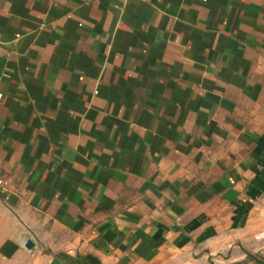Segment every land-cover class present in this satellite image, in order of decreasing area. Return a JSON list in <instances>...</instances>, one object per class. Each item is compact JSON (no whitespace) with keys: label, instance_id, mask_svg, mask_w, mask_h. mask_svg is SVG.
I'll use <instances>...</instances> for the list:
<instances>
[{"label":"crops","instance_id":"1","mask_svg":"<svg viewBox=\"0 0 264 264\" xmlns=\"http://www.w3.org/2000/svg\"><path fill=\"white\" fill-rule=\"evenodd\" d=\"M0 93V264L245 244L264 202V0H0Z\"/></svg>","mask_w":264,"mask_h":264},{"label":"rangeland","instance_id":"2","mask_svg":"<svg viewBox=\"0 0 264 264\" xmlns=\"http://www.w3.org/2000/svg\"><path fill=\"white\" fill-rule=\"evenodd\" d=\"M254 224L249 230V235L244 237L245 244L240 241L231 242V245L220 246L218 249H212L206 245H196L181 253L176 259L166 261L163 264H255L248 253L264 257V244L259 246L257 237L259 231H264V202L256 213L253 215ZM250 243H248L246 240ZM259 256V257H260Z\"/></svg>","mask_w":264,"mask_h":264},{"label":"trees","instance_id":"3","mask_svg":"<svg viewBox=\"0 0 264 264\" xmlns=\"http://www.w3.org/2000/svg\"><path fill=\"white\" fill-rule=\"evenodd\" d=\"M248 256L255 261V264H264V257L262 258L251 253H248Z\"/></svg>","mask_w":264,"mask_h":264},{"label":"built area","instance_id":"4","mask_svg":"<svg viewBox=\"0 0 264 264\" xmlns=\"http://www.w3.org/2000/svg\"><path fill=\"white\" fill-rule=\"evenodd\" d=\"M1 96H2V95H1V93H0V97H1ZM6 186H7L6 182H5L4 180L0 179V190H4V191H6V190H7V189H6ZM5 198H6V200H8V199L10 198L9 194H6V195H5Z\"/></svg>","mask_w":264,"mask_h":264},{"label":"water","instance_id":"5","mask_svg":"<svg viewBox=\"0 0 264 264\" xmlns=\"http://www.w3.org/2000/svg\"><path fill=\"white\" fill-rule=\"evenodd\" d=\"M32 243L31 241L28 242V246L31 247L32 246Z\"/></svg>","mask_w":264,"mask_h":264}]
</instances>
